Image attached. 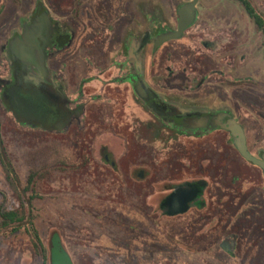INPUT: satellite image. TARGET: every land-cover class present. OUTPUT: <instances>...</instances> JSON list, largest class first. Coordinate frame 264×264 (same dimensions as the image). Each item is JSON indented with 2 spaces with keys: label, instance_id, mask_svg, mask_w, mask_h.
<instances>
[{
  "label": "rangeland",
  "instance_id": "obj_1",
  "mask_svg": "<svg viewBox=\"0 0 264 264\" xmlns=\"http://www.w3.org/2000/svg\"><path fill=\"white\" fill-rule=\"evenodd\" d=\"M190 1L37 2L70 37L68 46L56 54L52 67L68 76L71 95L75 96L73 93L81 88L82 105L92 117V108H97L95 117L101 122L109 124L113 117L117 122L131 121L139 142L152 147L161 139L165 141L178 134L147 110L134 92L129 96L121 91L125 87L112 82V78L121 79L124 74L135 72L153 90L163 89L181 104L228 107L244 126L251 151H264V43L238 3L199 0L194 24L180 39L166 42L154 51L156 31H175L178 9ZM250 1L264 18V0ZM33 3L22 1V8ZM147 37L149 39L145 40ZM62 60L65 63H60ZM104 88L108 95L103 94ZM2 119L6 122L3 136L8 152L23 177L29 171L43 172L37 185L41 199L35 201L32 215L45 248L49 246L51 234L56 232L73 264H88L89 258L95 259V264H205L204 256H192L186 245L190 235L204 227L203 222L197 223V214L193 212L182 219H165L159 225L163 233L150 223H144L146 228L142 233L147 231L148 246L152 235H163L160 252H150L144 258L136 255L132 260L127 257V250H135L139 244L131 240L130 233L134 231L139 235L135 229L139 231L140 221L146 220L142 210L125 205L126 194L121 190L78 191L75 175L78 155L89 152L84 148L94 136V130L77 127L81 119L73 120L68 135L17 129L11 115L2 114ZM197 136V133L192 135ZM102 137L101 142L120 143L109 134ZM17 141L21 145H17ZM67 159L69 171L65 173ZM253 176L258 180L255 174ZM8 188L2 185L0 178V211L16 208L13 190ZM248 189L251 193V188ZM259 197H264V193L257 191L250 201ZM257 203L256 208L229 209V218L237 217L234 229L241 234L245 249L252 248L257 234H264L262 198ZM233 223L230 220L228 230ZM12 228L2 229L0 225V264H40L38 254L29 252L38 249L39 243L27 231L28 227L20 228L17 233L12 232ZM176 240L185 245L180 243L179 246ZM98 242L99 258L96 255L99 254ZM111 248L115 250L109 256ZM258 258L245 254L244 264H264V257Z\"/></svg>",
  "mask_w": 264,
  "mask_h": 264
},
{
  "label": "flooded vegetation",
  "instance_id": "obj_2",
  "mask_svg": "<svg viewBox=\"0 0 264 264\" xmlns=\"http://www.w3.org/2000/svg\"><path fill=\"white\" fill-rule=\"evenodd\" d=\"M22 1H34V3L23 9ZM37 1L0 0V178L2 185L13 190L16 204L14 210L20 211L23 206L33 216V205L36 200L41 199L37 192V185L43 172L29 171L23 177V173L12 161L8 152L7 142L3 136L6 122L2 119V114L11 115L17 129L46 134L68 135L73 120L81 119L77 127L85 126L88 130H94V136L90 145L88 143V146L84 148L89 152L78 155L79 161L76 163L75 174L78 191L84 192L92 189L111 193L121 190L126 194L125 205L128 208L143 211L146 221H141L139 231L135 229V232H140V234L136 235L133 233L134 231L132 234L130 233L131 240L139 244L135 250L132 248L127 250V257L132 260V257L136 255L143 257L148 256L150 252H160L163 235H152L149 251L148 234L147 231L142 233L146 228L143 225L148 222L149 215L152 222L159 225L165 219L171 218L165 216L163 210L166 200L177 187L190 188L189 194L184 195L191 199L189 202L191 208L187 213L177 215L172 219H182L193 212L197 214L195 218L197 223H204L201 230L190 235L186 244L188 252L192 256L203 255L205 264H244L245 254L257 258L264 257V248L261 249L262 242L264 243V234H257L255 236L257 240H254L256 243H253L252 248L245 249L241 234H238L234 229V220H237V217L233 216L230 219L228 215L231 208H256L258 200L262 198L264 202V197L250 201L253 196L256 197L257 191L264 193V174L260 168L247 162L237 151L235 140L226 129L230 118L241 126L247 150L253 157L263 160L264 151L259 150L257 153L251 151L244 126L231 114V110L224 106L208 105L203 108L202 105L181 104L171 95L165 94L163 89H161L162 91L153 90L140 74L128 72L121 79L112 78V82L125 87L121 88V91H126L125 93L129 96L132 95L131 91L134 92L147 110H151V113L178 134L165 141L161 139L152 147L144 142H139L135 134L137 133L136 127L132 125L131 121L129 123L117 122L115 117L109 124L99 121L95 117L97 108H92L93 117L89 114L91 112L84 109L81 102L83 94L80 91L81 88L79 87L73 93L75 96L71 95L68 89V76H64L61 71L52 67L56 54L68 46L70 37L64 31L63 26L57 24L56 20L45 8H41V4H38ZM37 19L43 22L38 37L39 45L44 50L45 76L43 79H40L35 65L24 66L12 57L13 52L9 49L11 43L16 39H21ZM196 19L197 12L195 21ZM148 39L147 37L145 40ZM130 56L131 53L128 54V61L131 59ZM60 63H65V61L62 60ZM20 79L25 83L18 86ZM169 81L172 82V79ZM101 86L104 85L101 84ZM14 87H21L22 91L27 89L30 95L37 89L45 94L48 102L44 108L43 121L41 119V122L45 123V128H41L38 120L20 123L8 110L9 97L6 92ZM138 89L144 93V98L140 97ZM103 94L108 95L105 88ZM152 106H157L163 111V116L155 113ZM187 117L204 121L189 126L182 123V120ZM62 124L65 126L60 130L48 129ZM194 133H197L198 136L192 137ZM104 134H109L111 138L114 137L120 143L101 142ZM16 144L21 145V142L17 141ZM67 144L68 142H66V146ZM67 163L68 159L65 163V173L69 171ZM254 174L258 179L256 181ZM248 185L251 186L248 188H251L252 194L250 189H245ZM254 191H256L255 194ZM33 192L37 193H35L34 199H32ZM230 220L231 223H234L228 230ZM14 226L13 229L19 230V226ZM1 228L9 229L4 226ZM30 235L39 243L37 245L39 248L29 250V252L38 254L40 264H51L50 241L49 246L42 249L43 245L39 235L38 238L32 233ZM203 240L204 242H202ZM176 243L179 245L182 242L176 240ZM184 243L182 244L185 245ZM62 245L64 244L62 243ZM99 245V242L96 243L97 248ZM113 250L115 249H110L109 256ZM97 251L99 254L96 255L99 258L100 248ZM88 252L90 253V250ZM83 259L86 257L84 256ZM88 264H95V259L90 260L89 258Z\"/></svg>",
  "mask_w": 264,
  "mask_h": 264
},
{
  "label": "water",
  "instance_id": "obj_3",
  "mask_svg": "<svg viewBox=\"0 0 264 264\" xmlns=\"http://www.w3.org/2000/svg\"><path fill=\"white\" fill-rule=\"evenodd\" d=\"M199 0H192L189 3L181 6L178 9L177 16V29L175 31H170L161 35H158L154 40V51H156L164 43L178 40L182 37L184 32L194 23L196 16V7ZM42 21L36 20L32 27H29L24 33L21 39H16L11 43L9 47L12 50V57L18 60L24 66L35 65L38 73L40 74V79L45 76V68L43 65L44 50L40 47L38 42V37L42 30ZM25 82L20 79L19 85ZM21 88V87H20ZM19 87H14L7 90V95L9 97L8 110L14 115L16 120L20 123L26 121L38 120L41 124V128H45V123L41 122L44 118V108L46 106L47 98L39 89L30 92L25 89L22 91ZM26 91V92H25ZM140 97L144 98V93L141 89L137 90ZM152 110L163 116L164 112L161 111L157 106H152ZM230 117V115H228ZM204 120H198L194 117H187L182 120L185 125L192 126L194 124H199ZM65 126L55 125L49 130H60ZM47 129V128H46ZM233 139L235 140V146L240 155L249 163L257 166L263 171L264 174V159L259 160L253 157L247 150L246 139L244 132L240 125H238L235 120H229L226 128ZM190 188L188 187H177L175 191L168 197L165 202L164 215L167 217H175L177 215L185 214L191 208L189 202L191 199L186 197L189 194ZM185 194V195H184ZM51 248V264H73L69 254L66 252L65 248L61 243L59 236L53 237L50 242Z\"/></svg>",
  "mask_w": 264,
  "mask_h": 264
},
{
  "label": "trees",
  "instance_id": "obj_4",
  "mask_svg": "<svg viewBox=\"0 0 264 264\" xmlns=\"http://www.w3.org/2000/svg\"><path fill=\"white\" fill-rule=\"evenodd\" d=\"M234 1L236 3H238L242 7L244 12L248 16V18L251 20V22H252L253 26L255 27L256 31L261 35L263 43H264V18L254 8V6L252 5V2L250 0H234ZM164 33H167V32L164 31V30H161V29L156 31L157 36L161 35V34H164ZM35 193L34 192L32 193V199H34L36 197ZM0 219H1V224L0 225L2 227L4 226L6 228H11L15 224H18L17 226H19V229H20V228H22L24 226H27L28 227L27 231L29 233L34 234L35 237L38 238V232H37V230L35 228V224H34V221H33V216H31V214H29V210H27L23 206L20 208V211H16V210H10V211H6V212L0 211ZM147 223H150V225L155 226V228H157L160 233L164 232L163 231L164 229L162 230L159 227V224H155V223L152 222L150 215L148 217V222ZM16 231H18L17 228L16 229L12 228V232H16ZM56 236H59L58 233L53 232L51 234V237H50V242L53 239V237H56ZM41 248L45 249V247H43V246H41Z\"/></svg>",
  "mask_w": 264,
  "mask_h": 264
}]
</instances>
